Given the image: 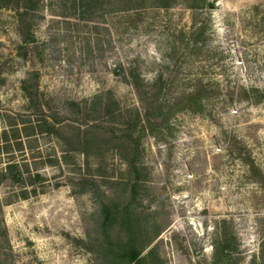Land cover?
I'll list each match as a JSON object with an SVG mask.
<instances>
[{
	"label": "rangeland",
	"instance_id": "1",
	"mask_svg": "<svg viewBox=\"0 0 264 264\" xmlns=\"http://www.w3.org/2000/svg\"><path fill=\"white\" fill-rule=\"evenodd\" d=\"M168 1L0 7V264H103L135 176L143 254L264 264V0Z\"/></svg>",
	"mask_w": 264,
	"mask_h": 264
},
{
	"label": "trees",
	"instance_id": "2",
	"mask_svg": "<svg viewBox=\"0 0 264 264\" xmlns=\"http://www.w3.org/2000/svg\"><path fill=\"white\" fill-rule=\"evenodd\" d=\"M38 0H0V7H13L18 8L17 4L21 2L24 11H19L20 14L26 12L36 5ZM161 5L167 6L168 0H160ZM124 5L122 8H125ZM121 8V9H122ZM26 23L20 19L19 30L24 42H27L30 37ZM192 39L197 42L200 39L202 30H196ZM133 79L132 84L139 94L144 90L141 89L142 82L136 73L130 72ZM200 95V88H195L194 91L188 94L189 106L194 108L193 101H195ZM147 124L151 123L147 120ZM250 165L252 171L257 172L258 167L254 164L250 157L246 159ZM129 168L137 173V164L135 158H129L127 160ZM20 173L18 174V177ZM36 178H40L39 173L35 174ZM138 176V175H137ZM139 177L135 176V181L127 183V189L129 192V199L127 203L120 207V205L113 200V202H101L100 203V222L99 227L101 230L99 245L95 252L103 260V264H162L159 255L155 253L154 248H149L146 253H142V246L137 240V228L133 217L132 203L136 200L137 194V180ZM121 231L124 236L115 239L112 231L114 229ZM237 248L234 242H231L227 238H221L215 244L214 260L209 264H220L226 256H228L233 250Z\"/></svg>",
	"mask_w": 264,
	"mask_h": 264
}]
</instances>
